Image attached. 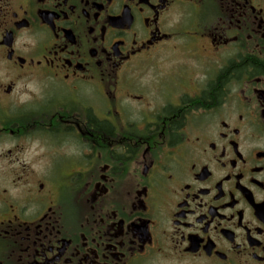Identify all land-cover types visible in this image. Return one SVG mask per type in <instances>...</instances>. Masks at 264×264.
I'll return each mask as SVG.
<instances>
[{"label": "flooded vegetation", "instance_id": "1", "mask_svg": "<svg viewBox=\"0 0 264 264\" xmlns=\"http://www.w3.org/2000/svg\"><path fill=\"white\" fill-rule=\"evenodd\" d=\"M0 264H264V0H0Z\"/></svg>", "mask_w": 264, "mask_h": 264}]
</instances>
